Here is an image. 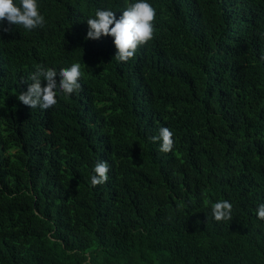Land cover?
Listing matches in <instances>:
<instances>
[{
    "label": "trees",
    "instance_id": "trees-1",
    "mask_svg": "<svg viewBox=\"0 0 264 264\" xmlns=\"http://www.w3.org/2000/svg\"><path fill=\"white\" fill-rule=\"evenodd\" d=\"M128 2L39 0L42 26L0 31V264H264V0H150L153 38L120 62L86 19ZM71 62L74 94L18 100Z\"/></svg>",
    "mask_w": 264,
    "mask_h": 264
},
{
    "label": "clouds",
    "instance_id": "clouds-1",
    "mask_svg": "<svg viewBox=\"0 0 264 264\" xmlns=\"http://www.w3.org/2000/svg\"><path fill=\"white\" fill-rule=\"evenodd\" d=\"M112 8H97L93 15L86 19L87 30L84 39L99 40L103 36L112 38L116 49L113 57L117 61L126 62L133 57L138 46L153 38L154 17L156 10L150 0H129L120 10V14ZM44 14L40 11L39 0H0V31H8L7 25L20 26L32 30L44 24ZM82 77L81 65L71 62L59 70L55 66H37L30 76L25 91H21L18 100L30 109L47 110L57 103V96L74 94L80 89ZM44 81L42 86L41 82ZM174 133L168 126L158 128L151 139L159 141V150H173ZM109 162L98 160L91 169V185L103 184L108 179ZM212 217L216 221L229 220L232 216L233 204L226 199L211 202ZM255 215L264 219V203L257 205Z\"/></svg>",
    "mask_w": 264,
    "mask_h": 264
}]
</instances>
